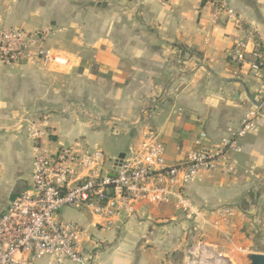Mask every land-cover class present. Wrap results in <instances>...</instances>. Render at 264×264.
<instances>
[{
  "label": "crops",
  "instance_id": "obj_1",
  "mask_svg": "<svg viewBox=\"0 0 264 264\" xmlns=\"http://www.w3.org/2000/svg\"><path fill=\"white\" fill-rule=\"evenodd\" d=\"M225 1L231 18H215L202 0H0L7 27L49 29L42 46L71 62L0 61V214L28 187L35 144L104 151L111 136L118 146L110 168L148 131L160 135L169 165L228 137L261 99L263 83L231 64L229 53L245 31L264 41V0ZM27 118L40 139L31 137ZM238 146L228 154L232 172L201 173L185 188L190 210L175 201L139 204L110 229L89 210L64 209L60 218L82 227L80 250L92 264H184L190 251L250 264L249 253L264 254V117Z\"/></svg>",
  "mask_w": 264,
  "mask_h": 264
},
{
  "label": "built area",
  "instance_id": "obj_2",
  "mask_svg": "<svg viewBox=\"0 0 264 264\" xmlns=\"http://www.w3.org/2000/svg\"><path fill=\"white\" fill-rule=\"evenodd\" d=\"M202 2L213 7L215 18L235 15L225 0ZM48 33L49 29L28 32L7 27L0 17L1 63L69 66L68 56L42 46ZM229 60L243 74L263 83L261 99L239 126L229 131L228 137L213 148L191 152L181 164L167 163L165 145L160 135L152 131L146 132L137 146L129 148L119 166L110 168L104 151L87 148L80 142L54 152L35 144L29 185L0 214V264H35L41 259L58 264H92L91 254L80 250L82 227L62 220L60 213L64 209L89 210L105 221V229H110L116 217L134 216L139 204L168 205L175 201L177 209L190 210L185 188L201 173H212L221 167L232 172L234 164L228 154L240 151L238 140L256 132L259 119L264 117V41L259 33L248 30L243 38L236 39ZM24 121L31 137L40 139L43 134L35 128V121ZM222 214L232 215L226 209ZM184 264L226 263L220 257L206 259L190 251Z\"/></svg>",
  "mask_w": 264,
  "mask_h": 264
},
{
  "label": "rangeland",
  "instance_id": "obj_3",
  "mask_svg": "<svg viewBox=\"0 0 264 264\" xmlns=\"http://www.w3.org/2000/svg\"><path fill=\"white\" fill-rule=\"evenodd\" d=\"M85 21V24H88L89 28L91 26V16H87V17H84L83 19ZM118 146V142H117V139L113 138V137H106V140L102 146L106 156H107V159L109 160L111 154H112V149H114L115 147Z\"/></svg>",
  "mask_w": 264,
  "mask_h": 264
},
{
  "label": "water",
  "instance_id": "obj_4",
  "mask_svg": "<svg viewBox=\"0 0 264 264\" xmlns=\"http://www.w3.org/2000/svg\"><path fill=\"white\" fill-rule=\"evenodd\" d=\"M124 158L125 154L121 153L116 159L115 165L119 166ZM246 258L250 264H264V254L249 253Z\"/></svg>",
  "mask_w": 264,
  "mask_h": 264
},
{
  "label": "trees",
  "instance_id": "obj_5",
  "mask_svg": "<svg viewBox=\"0 0 264 264\" xmlns=\"http://www.w3.org/2000/svg\"><path fill=\"white\" fill-rule=\"evenodd\" d=\"M24 190H25V189H24ZM24 190H23V191H24ZM20 193H21V192H20ZM20 193H18V192H17V193H15V197H16V196H18ZM16 194H17V195H16ZM15 197H14V198H15ZM14 198H13V199H14Z\"/></svg>",
  "mask_w": 264,
  "mask_h": 264
}]
</instances>
